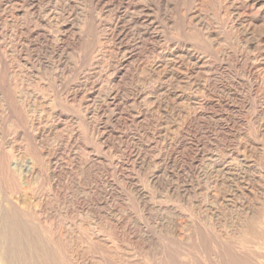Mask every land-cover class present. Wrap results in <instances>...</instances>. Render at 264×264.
<instances>
[{
    "label": "rangeland",
    "instance_id": "374dc122",
    "mask_svg": "<svg viewBox=\"0 0 264 264\" xmlns=\"http://www.w3.org/2000/svg\"><path fill=\"white\" fill-rule=\"evenodd\" d=\"M193 1L0 0V264H80L82 253L92 264H256L251 217L240 226L244 239L219 236L228 212L209 203L222 226L203 227L195 195L183 192L201 180L190 164L196 157L225 156L235 164L228 154L237 141L217 126L238 115L253 137L248 105L264 109V88L244 61L230 55L221 63L216 46L183 26L181 13ZM206 1L208 21L231 15L218 0ZM254 1L264 16V0ZM177 42L215 66L192 73L183 111L169 106L165 118L154 102L161 84L171 92L176 83L141 66L163 53L170 61ZM5 159L15 163V174L6 173ZM27 166L34 175L25 192L20 178ZM155 172L160 182L152 185ZM131 183L142 188L143 202ZM235 184L219 183L216 192ZM180 219L186 224L179 229L193 233L185 241L171 230Z\"/></svg>",
    "mask_w": 264,
    "mask_h": 264
},
{
    "label": "bare ground",
    "instance_id": "6f19581e",
    "mask_svg": "<svg viewBox=\"0 0 264 264\" xmlns=\"http://www.w3.org/2000/svg\"><path fill=\"white\" fill-rule=\"evenodd\" d=\"M218 1H219V7H218L219 10H222L224 13H225V10L230 11L231 15L228 16L226 19L223 18L219 21L216 19H210L208 21L205 17L206 16L205 9H202L203 5L207 1L206 0H194L193 5H191L190 8L184 10L181 13V19L183 21V26L186 28L187 31L199 32L201 34L202 39L206 40L209 43V46L214 47V48L216 46L218 49V52H216L217 53L216 58H218L221 63L226 58H228L230 55H235L238 61H244V64L242 65L244 66L245 69L246 68L249 69L250 75L253 78L254 83L258 87L264 88V33H263L264 16H261L263 14L260 8L255 9L257 4H256V1L254 0H252V2L250 1L249 5L244 2L245 0L240 2V4H237L238 0H218ZM134 18H132L133 20L131 19V21H134L135 23L136 20ZM258 23H261V24H258ZM210 24L214 25L212 29H209ZM226 43L235 44V47L233 48V50L227 47ZM176 44H177L176 47L170 51V54L173 56V59H171L170 61L167 59V54L163 53L160 56H158L156 61H154L152 64L141 66V68L143 70L145 69V71H147L148 74H152L154 71H156L159 74V77L161 79L169 76L170 78H168V80L170 82L176 83V90L171 91V92L167 90V86L165 83L161 84L163 94L160 98H157L154 102V107H155L156 112L165 115L164 116L165 118H167L166 117L168 115L167 109L169 108V106H173L177 113H181L183 111L182 101L187 98V95H186V92L184 93L182 90L185 88V86L190 85L194 81L196 82V79L194 76H192V73H195L197 75L200 74L199 69L200 68L203 69V66H204L205 71L211 72V70L215 66L212 62L208 61V58H206L207 57L206 55H204L203 53H200L198 49H196L195 47H192L191 45H187L181 42H177ZM205 65L207 66L205 67ZM228 95H231V94H228ZM27 97L29 99H32L33 96L28 93ZM248 109L252 110L250 112H251V122L253 124V137H251V135L248 134V132L245 130V128L243 127L245 121H243L242 118L237 117L238 115L237 116L233 115L230 118L231 123L230 124L228 123L229 125L227 124L226 126L225 125L217 126L218 132L222 133L225 136L226 134L227 136L231 135L237 141V149L236 148H232V150L229 149L230 151L228 154L229 159H231L232 161H235V164L228 163L225 156H221L217 159H213L212 158L213 156H208V155L204 156L203 154V155H200V157H196L195 159L191 161L190 164L193 170L198 171L199 173L201 172V180L197 182H191V185L189 186L190 188L188 189L187 186H185L183 188V192H190L195 195V198H196L195 217L200 221L203 227H210L211 230H213V226L215 225L222 226L221 219L217 216L219 211L211 207L209 203L217 204L222 209H225L226 212H228L229 218L227 221L224 222L225 224H227L225 229L223 228L217 229V234L219 236H225V235L232 234L237 239H244L242 237L243 236L242 232H244L243 231L244 228L241 229L240 226H242V224L247 221L248 217H251L252 219L251 224H250L252 228L251 244L253 246L254 256L257 257L256 264H261L262 262H264V168L262 170L261 168H259V166L260 164L264 166V109L263 107L259 109H253L252 106L250 105H248ZM228 111H232V110L229 108ZM52 129L53 127L50 126L48 129V132L52 131ZM180 143H181L180 141H177L174 145L179 146ZM136 152L137 153L135 154L134 158L136 159L138 164L144 165L145 157L143 155H140L139 151H136ZM171 157L167 156L166 160L172 161V162L175 161V159L174 158L172 159ZM246 158H252L253 161L256 162V164H248L246 161ZM20 163H22V161ZM4 164H5L4 166H5L6 173L15 174L16 172L15 163L9 165L8 159H5ZM27 164H28V161H27ZM16 170H18V168ZM33 175H34L33 169L27 166L24 173L22 174L20 178L21 184L25 192H27L30 187V181ZM241 175L242 177H240ZM229 180H236V184L234 186L230 185L228 190H225L223 191V193L218 194L216 192L215 187H217L219 183L221 185V184H224L225 182L227 183V181ZM148 182L152 185L158 184L160 182V175L158 176L157 172H155V174L151 176L149 175ZM130 186L132 188L131 190H133L136 196H138V198L141 199L143 202L145 194L142 191V188H140L135 183H131ZM170 189H171V186H170ZM26 196L27 195H25V197ZM0 201H2L1 196H0ZM145 203L147 204V202ZM26 205L27 203L24 202L25 207ZM148 206L149 205H147V207ZM182 219L172 221L173 225H172L171 230H172V233L180 241H185V240L190 239L193 233L189 231L185 233L184 231L179 229L181 225L186 224L185 222L181 221ZM246 226L247 224H245V227ZM152 239L154 240V238ZM79 263L80 264H92V261L89 260L82 253L80 254Z\"/></svg>",
    "mask_w": 264,
    "mask_h": 264
}]
</instances>
